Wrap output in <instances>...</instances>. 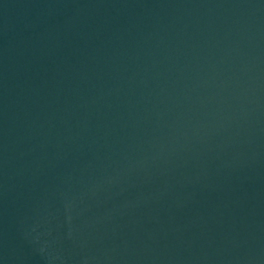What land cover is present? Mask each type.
<instances>
[{
	"label": "water",
	"instance_id": "obj_1",
	"mask_svg": "<svg viewBox=\"0 0 264 264\" xmlns=\"http://www.w3.org/2000/svg\"><path fill=\"white\" fill-rule=\"evenodd\" d=\"M0 264H264V0H0Z\"/></svg>",
	"mask_w": 264,
	"mask_h": 264
}]
</instances>
